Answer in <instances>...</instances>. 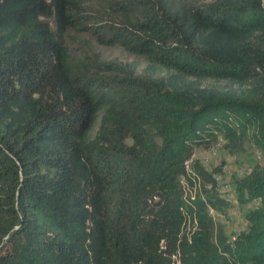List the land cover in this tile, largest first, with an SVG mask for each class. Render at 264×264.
Returning <instances> with one entry per match:
<instances>
[{
	"label": "trees",
	"instance_id": "16d2710c",
	"mask_svg": "<svg viewBox=\"0 0 264 264\" xmlns=\"http://www.w3.org/2000/svg\"><path fill=\"white\" fill-rule=\"evenodd\" d=\"M217 128L264 147V0H0V264H264V164L245 229L210 211Z\"/></svg>",
	"mask_w": 264,
	"mask_h": 264
},
{
	"label": "rangeland",
	"instance_id": "374dc122",
	"mask_svg": "<svg viewBox=\"0 0 264 264\" xmlns=\"http://www.w3.org/2000/svg\"><path fill=\"white\" fill-rule=\"evenodd\" d=\"M80 35L87 36L86 33ZM91 42L93 49L100 53V57L120 62L123 64L122 66L130 68L135 73L143 72L148 64L142 56L130 52L120 44H98L94 40ZM68 44L71 48H76V52L81 50L76 42L70 44V41H68ZM106 74L123 75L119 68ZM226 133L225 128H217L214 131L215 137L212 136L209 143L194 147L193 156L199 159L209 170L221 167V171L215 173L218 185L216 188L219 190V195L229 203L220 207L211 206L210 211L215 220L224 226L226 232L233 239L235 233L247 227V212L261 203L258 198H248L247 193L243 195L240 181L247 177L258 165L264 164V147L259 146L253 138H247L245 142L240 144L239 140H231ZM202 182L203 179L200 176H195L193 187L186 178H183L182 185L186 192L188 191V194L194 195L196 191L202 190ZM192 225L191 221L188 222L187 229H190Z\"/></svg>",
	"mask_w": 264,
	"mask_h": 264
}]
</instances>
